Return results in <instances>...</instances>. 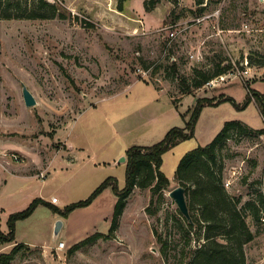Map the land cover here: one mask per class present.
<instances>
[{
    "label": "rangeland",
    "instance_id": "374dc122",
    "mask_svg": "<svg viewBox=\"0 0 264 264\" xmlns=\"http://www.w3.org/2000/svg\"><path fill=\"white\" fill-rule=\"evenodd\" d=\"M24 1L30 7L38 4V0ZM48 1L58 8L53 18L0 19V160L6 164L8 160L16 173L41 176L55 161L48 176H37L27 187L29 195L44 186L48 196L71 204L88 198L110 176L124 187L127 165L118 162L128 147L158 143L170 129L186 127L199 98L230 97L236 103L205 106L195 136L164 155L163 171L172 183L164 190L165 201L154 206L160 207L158 216L146 210L151 189L136 188L116 237L99 238L71 254L69 248L78 242L72 241L73 234L85 224H99L106 214L102 210L108 207L78 208L69 228L56 240L53 218L57 213L41 205L17 225V238L24 246L7 264H174L164 259L154 228L166 235L167 217L179 210L169 196L180 186L179 163L187 152L211 143L232 120L246 123L254 132L242 139L234 137L222 150L225 186L230 180L232 185L226 187L230 194L242 197V205L252 201L260 207V221L247 212L256 238L246 245V253L247 264H264V204L260 202L264 135L257 133L264 128V115L256 102L247 103L248 83L264 93V0H228L219 18L202 24L195 23L200 14L196 0H160L150 12L146 0ZM215 7L212 3L206 12ZM41 11L50 14L52 9ZM174 23L187 28L183 33L187 39L169 48L168 32ZM219 30L224 31L219 34ZM200 51L203 57L197 60ZM173 55L179 74L172 68ZM247 57L250 74L244 73ZM223 59L231 62L233 70L228 73L236 77L207 83L183 96V78L191 84L196 71L213 73ZM24 86L35 96V106L26 105ZM140 124L145 128L140 129ZM67 135L69 141L87 148L82 158L90 155L101 165L80 166L71 176L70 188L63 189L72 173L60 161L67 155ZM114 161L113 166L106 164ZM5 173L10 176L11 170ZM2 176L0 171V180ZM106 201L103 198L99 204ZM20 207L21 203L16 208ZM0 222L2 231L8 232V217L1 215ZM173 225L171 219L170 231L178 242L180 234ZM110 226L100 225L96 232L108 233ZM61 240L66 243L64 249L57 248ZM15 246V242L0 244V255Z\"/></svg>",
    "mask_w": 264,
    "mask_h": 264
},
{
    "label": "trees",
    "instance_id": "16d2710c",
    "mask_svg": "<svg viewBox=\"0 0 264 264\" xmlns=\"http://www.w3.org/2000/svg\"><path fill=\"white\" fill-rule=\"evenodd\" d=\"M159 2L160 0H146L147 11H152ZM202 3L203 0H196L198 6ZM43 7L44 10L51 8L52 12L42 13ZM120 8L123 9V6ZM57 9L56 5L48 0H38L37 6L32 7L24 0H0V19L53 18L57 14ZM205 9L199 7V13L204 12ZM250 64H255L253 58ZM259 65H263V62ZM172 68L179 74L176 60ZM230 70H233L231 62L223 59L217 64V69L213 73L196 71V77L191 84L184 78L181 80L186 90L183 94H191L195 89L205 86L217 76ZM247 86L249 88L247 103L256 102L264 115V93L252 88L249 83ZM223 101L236 103L235 99L230 97H225L220 101H214L213 98H199L192 109L190 119L186 122V127L170 129L160 142L151 146L136 145L128 148L124 187L119 185L116 177H109L88 198L71 203L64 208L41 197L35 198L26 209L9 216L8 232L2 231L0 222V244L14 243L17 223L32 216L40 205H45L63 218H68L76 209L90 206L107 188H111L118 198L109 232H95L71 246L69 253L73 254L82 247L96 242L99 238H115L128 200L136 188L151 189L152 198L146 210L151 216H158L160 207L154 206L161 205L165 201L164 190L170 189L172 183L163 171L164 155L182 141L195 136V127L205 106ZM253 132L252 127L240 120L228 121L211 143L187 152L181 159L176 179L180 186L186 189L192 222L178 210L167 217L166 235L158 228H154V234L161 243L160 251L167 262H175L174 264H247L246 245L256 238V233L247 221V212L250 211L254 219L260 221L261 209L252 201L242 205V197L229 193L224 180L225 161L222 157V150L234 137L242 139ZM257 133L264 135V128L257 130ZM260 202L264 204L263 196ZM171 219L174 221L173 227H176L180 234L178 242L177 237H174L170 231ZM23 246L22 243H16L10 253L0 255V261L4 264L9 263Z\"/></svg>",
    "mask_w": 264,
    "mask_h": 264
},
{
    "label": "crops",
    "instance_id": "0c3cea01",
    "mask_svg": "<svg viewBox=\"0 0 264 264\" xmlns=\"http://www.w3.org/2000/svg\"><path fill=\"white\" fill-rule=\"evenodd\" d=\"M222 36L224 37V35H222ZM225 37L227 38L228 36L225 35ZM183 96H185V95H183ZM143 128H145V124H140V129H143ZM165 133H167V132H165ZM69 139H70V136L67 135V137H66L67 150H64L67 152V155H66V158L61 157L60 161L62 163H64L63 166L67 167V169L68 168L72 169L71 170L72 173H70V177H68L66 183H64L63 189L70 188L69 184L72 181L71 178L77 174V172L80 170L79 169L80 166L84 167L87 165V166H90L92 168H97L98 166L101 165V162L95 161L93 159V157L90 155L82 158V152H85L87 148L82 144H77L76 142L69 141ZM151 145H153V144H138V146H151ZM130 147H128V148H130ZM128 148H127V150H128ZM120 155L121 154H119L118 157ZM125 155H126V153H125ZM5 161L9 165L4 163L3 160H0V166H1L0 171H1V175H3L2 179L0 180V216L5 215L6 217L9 218V216L12 213L22 211V209H25L26 207H28L30 205V203L37 197H41V198L47 200L48 202L53 203L52 199L57 197V196L56 195H53L52 197L48 196L46 191L43 188L44 186L42 187V189L39 192L35 193L33 196L28 194L27 187L29 185H31V183L35 182V180L37 179V176L38 177L41 176L40 174L16 173L12 169L11 163L8 160H5ZM54 162L52 163V165L50 164V166H54L53 165ZM106 164L113 166L114 164H116V161H114L113 164L107 163V162H106ZM50 166L47 167L48 169L46 168L45 172H47V174L43 173L44 174L43 176H45V175L48 176L50 174V172H51L50 170L52 169ZM6 170H11L10 176L6 175V173H5ZM110 177H116V176H110ZM43 184H47L46 180H43ZM95 187L93 188L92 192L97 188V187L96 188ZM19 192H21V194H19L20 196L19 197L17 196L18 198L16 199L15 194H17ZM136 192H137V190H136ZM103 198L107 199V201L104 202L105 205L99 204V202L101 200H103ZM19 200H21V201H19ZM117 200H118V198H117L116 194L113 192V190L111 188H107L96 198V200L90 206L83 207L84 209H88V208H91L93 206L100 205L99 209H101L102 207H106V208L108 207V210H102L101 213H106V214L100 219V221H99L100 223L97 224L96 226L90 227L92 224H90V225L85 224V225L81 226L83 228L77 230V232H75L73 234L72 241H78L79 242V240L81 241V240H83V238L84 239L87 238L88 236H90L91 234L96 232L98 227L100 228V225H104L105 227H109L111 224V219L113 218V215H114V210H115V205L117 203ZM19 203H21V207H20L21 210H18V208H16ZM62 203L63 202H61V199L58 198V202L54 203V204L60 208H64L65 206L69 205V202H64L63 204ZM76 210L73 211L68 218H63L62 216L57 214L56 217L53 218V226L58 219H63L64 220L63 229L64 228L68 229L70 226V223H71L70 221L73 220L75 213L77 212ZM127 210H128V207L126 208V210L124 212V215H123L124 217L127 213ZM122 221H123V219H122ZM19 222L17 223V225L19 224ZM61 241H64V240H61ZM15 243H20V239L17 238V230H16V241H15ZM24 244H29L32 246H38V245L45 246L44 243H24ZM47 246H49V245H47Z\"/></svg>",
    "mask_w": 264,
    "mask_h": 264
},
{
    "label": "built area",
    "instance_id": "2783aa9c",
    "mask_svg": "<svg viewBox=\"0 0 264 264\" xmlns=\"http://www.w3.org/2000/svg\"><path fill=\"white\" fill-rule=\"evenodd\" d=\"M228 0H203V3L200 4L198 6L199 7H204L206 8L204 12L200 13L197 15V17L195 18V23L196 24H202L207 20H211L214 17H220L221 13H222V9L224 7V5L227 3ZM215 3L216 7L213 11L210 12H206L207 8L212 4ZM176 24V25H174ZM172 24V26L169 27L170 31L168 32V43L167 46L170 48L171 46H173L174 42H178V41H185L187 38L184 37L183 33L186 31L187 28H182L180 27V25L178 23H174ZM224 30H219V34H221V32H223ZM191 58H195L194 55L190 54ZM201 57H203L201 51H200V56L197 57V60L201 59ZM177 58L175 57V55L172 56V60H176ZM244 63L247 67V69L244 71L245 74H250L251 71V67L249 65V60L248 57L244 60ZM230 73V74H229ZM227 72L225 74L219 75L216 78H214L212 81H210L209 83H214L215 81H225L227 78H231V77H236V75H233V72ZM43 176V174H42ZM232 185L231 181H227L226 182V186L230 187ZM53 203H57L58 202V198L55 197L52 199ZM66 246V243L64 241H60L57 248L58 249H64Z\"/></svg>",
    "mask_w": 264,
    "mask_h": 264
},
{
    "label": "water",
    "instance_id": "95a60500",
    "mask_svg": "<svg viewBox=\"0 0 264 264\" xmlns=\"http://www.w3.org/2000/svg\"><path fill=\"white\" fill-rule=\"evenodd\" d=\"M23 94L25 98L26 105L29 107L35 106L37 104V100L33 93L30 91V89L27 86L23 87ZM127 162V157L124 155L118 163H126ZM169 196L172 197L180 212L187 218L189 219L190 222H192L191 218V213L188 205V200L186 196V189L183 186H179L175 189H173L170 193ZM64 227V220L63 219H58L56 221L55 225V234L54 237L56 240H59V235Z\"/></svg>",
    "mask_w": 264,
    "mask_h": 264
}]
</instances>
